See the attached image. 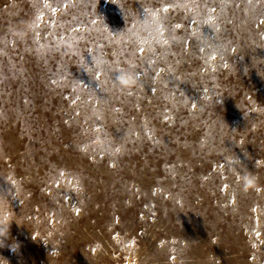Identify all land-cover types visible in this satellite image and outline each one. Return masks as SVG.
<instances>
[{"label":"rangeland","instance_id":"rangeland-1","mask_svg":"<svg viewBox=\"0 0 264 264\" xmlns=\"http://www.w3.org/2000/svg\"><path fill=\"white\" fill-rule=\"evenodd\" d=\"M0 198V264H264V0H0Z\"/></svg>","mask_w":264,"mask_h":264},{"label":"clouds","instance_id":"clouds-1","mask_svg":"<svg viewBox=\"0 0 264 264\" xmlns=\"http://www.w3.org/2000/svg\"><path fill=\"white\" fill-rule=\"evenodd\" d=\"M71 49V45H69ZM117 82L122 88H131L136 84V80L131 73H121L117 77ZM238 179L242 182V189L247 192L249 189L256 188L257 185V177L250 173H245L243 176L238 177ZM14 221V217L12 215L11 209L8 207L5 200L0 198V248L4 247L3 241L9 238V227L11 222ZM9 247V250L12 252H16L18 245ZM99 247V245H97ZM53 256H58V252H52Z\"/></svg>","mask_w":264,"mask_h":264}]
</instances>
